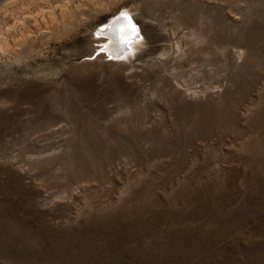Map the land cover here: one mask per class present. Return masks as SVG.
I'll use <instances>...</instances> for the list:
<instances>
[{
    "label": "rangeland",
    "instance_id": "obj_1",
    "mask_svg": "<svg viewBox=\"0 0 264 264\" xmlns=\"http://www.w3.org/2000/svg\"><path fill=\"white\" fill-rule=\"evenodd\" d=\"M0 264H264V0H0Z\"/></svg>",
    "mask_w": 264,
    "mask_h": 264
},
{
    "label": "bare ground",
    "instance_id": "obj_2",
    "mask_svg": "<svg viewBox=\"0 0 264 264\" xmlns=\"http://www.w3.org/2000/svg\"><path fill=\"white\" fill-rule=\"evenodd\" d=\"M121 13L110 25L104 28L101 32L104 38L99 40L100 43L105 44L103 47L106 52L115 58H123L126 57L130 52L136 48L139 44L141 37L138 36L142 34L140 26L135 21V17L130 12L125 11ZM125 14L127 16H131L136 25L129 23V18L122 17ZM135 26L134 29L132 26ZM136 36H138L136 38ZM107 38V39H106ZM136 38V39H135ZM115 46V48H114ZM116 49L119 54H114L112 51ZM126 51V54L123 53Z\"/></svg>",
    "mask_w": 264,
    "mask_h": 264
},
{
    "label": "water",
    "instance_id": "obj_3",
    "mask_svg": "<svg viewBox=\"0 0 264 264\" xmlns=\"http://www.w3.org/2000/svg\"><path fill=\"white\" fill-rule=\"evenodd\" d=\"M126 18H127V17H126ZM129 19L133 22L134 25H136L135 22L132 20V18H129ZM114 48H115V46H114ZM112 52H113L114 54H119V52L116 51V49H114Z\"/></svg>",
    "mask_w": 264,
    "mask_h": 264
},
{
    "label": "snow or ice",
    "instance_id": "obj_4",
    "mask_svg": "<svg viewBox=\"0 0 264 264\" xmlns=\"http://www.w3.org/2000/svg\"><path fill=\"white\" fill-rule=\"evenodd\" d=\"M129 23H131L130 19H129ZM132 27H133V29H134L135 26L133 25Z\"/></svg>",
    "mask_w": 264,
    "mask_h": 264
}]
</instances>
